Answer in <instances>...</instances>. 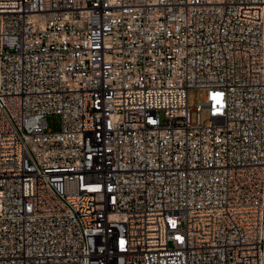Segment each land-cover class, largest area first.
Here are the masks:
<instances>
[{"label":"built area","instance_id":"1","mask_svg":"<svg viewBox=\"0 0 264 264\" xmlns=\"http://www.w3.org/2000/svg\"><path fill=\"white\" fill-rule=\"evenodd\" d=\"M0 264H264V0H0Z\"/></svg>","mask_w":264,"mask_h":264},{"label":"rangeland","instance_id":"2","mask_svg":"<svg viewBox=\"0 0 264 264\" xmlns=\"http://www.w3.org/2000/svg\"><path fill=\"white\" fill-rule=\"evenodd\" d=\"M205 97V91L197 88H192L188 92L189 106L195 109L198 103ZM195 114V111H194ZM201 123L203 125L207 124L210 120V116L207 109H203L200 115ZM48 127L54 131L60 129L61 117L55 113L48 115Z\"/></svg>","mask_w":264,"mask_h":264}]
</instances>
